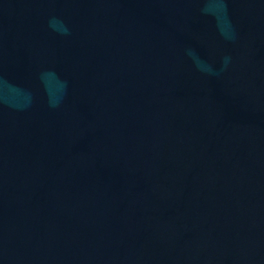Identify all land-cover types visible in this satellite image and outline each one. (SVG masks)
Segmentation results:
<instances>
[{"label":"water","instance_id":"1","mask_svg":"<svg viewBox=\"0 0 264 264\" xmlns=\"http://www.w3.org/2000/svg\"><path fill=\"white\" fill-rule=\"evenodd\" d=\"M0 264H264V0H0Z\"/></svg>","mask_w":264,"mask_h":264}]
</instances>
